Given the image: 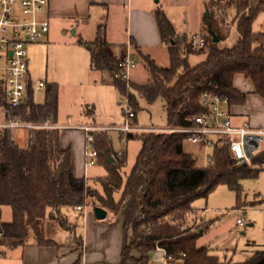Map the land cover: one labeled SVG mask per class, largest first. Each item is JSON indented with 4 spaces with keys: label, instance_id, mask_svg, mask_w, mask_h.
Here are the masks:
<instances>
[{
    "label": "trees",
    "instance_id": "trees-1",
    "mask_svg": "<svg viewBox=\"0 0 264 264\" xmlns=\"http://www.w3.org/2000/svg\"><path fill=\"white\" fill-rule=\"evenodd\" d=\"M208 15L203 17L206 47L189 48L186 34L176 31L166 12L155 10L162 42L170 56V66L161 67L149 55L140 53L134 39L133 49L141 55L149 72L146 84H126L114 80L119 92L128 97L135 111L139 102L135 93L148 102L161 99L167 116V127L180 128L194 124V117L203 111L204 92L229 97L232 105H244L247 93L234 85V77L249 78L254 92L264 97V32H256L254 23L264 13V0H210ZM236 30L233 46L222 47L230 36L229 25ZM93 42L80 38L79 43L95 46L91 67L95 71L114 69V61L106 50L107 42L101 35ZM218 37V41H215ZM205 54V59L192 64V54ZM111 75V74H110ZM59 87L47 83L42 103H36L34 88H30L27 104L11 107L8 119L20 115L35 124H58ZM93 117L94 108L89 110ZM126 139L139 138L142 148L125 183L121 175L126 155L116 153L107 130L94 132L98 162H103L108 174L103 183L105 197L75 177L70 149L60 146L61 129L38 128L30 131L26 146L13 141L10 129L0 131V227L5 237L18 240V245L69 246L80 252L74 264H83L84 239L68 217L65 206L88 204L95 197L101 205L114 213L124 211L121 260L117 264H151L150 253L162 248L168 257L184 264H264V248L257 249L245 261L221 260L206 246H199V238L209 229L210 221L193 229V202L207 198L220 185L238 193V208H242V181L255 178L264 170V147L251 163H239L232 155L229 144L212 148L208 164H191L192 155L185 151L187 135L183 133L124 132ZM113 157L114 161H110ZM124 183V184H123ZM121 190L118 201L113 197ZM96 205V204H95ZM11 210V222L1 221L2 209ZM55 220L67 232L66 241L48 235L47 221ZM138 254V256L135 255ZM1 254V253H0ZM107 264V263H106Z\"/></svg>",
    "mask_w": 264,
    "mask_h": 264
},
{
    "label": "rangeland",
    "instance_id": "rangeland-1",
    "mask_svg": "<svg viewBox=\"0 0 264 264\" xmlns=\"http://www.w3.org/2000/svg\"><path fill=\"white\" fill-rule=\"evenodd\" d=\"M200 5L194 6L190 11L176 13V27L180 30L200 33L204 31L203 17L206 13L205 2L209 0H199ZM224 1V0H221ZM189 13V14H188ZM126 16L122 10L117 12H99L97 9L92 17L70 26L66 24H51L48 40L29 43L26 45L27 57L29 60V71L32 80L35 82L42 79L47 83H56L59 87V107L58 123L64 124L70 118L74 123H89L103 126H122L126 121L127 102L126 96L122 95L113 84V79L108 71H95L91 67V57L93 45H83L79 39L83 38L87 42H92L100 34L105 40V31L109 44L108 49L113 56H117L121 45L125 43ZM230 36L222 41V47H229L236 37V30L232 23L229 25ZM256 32H264V13L258 16L254 23ZM196 33V34H197ZM150 56L161 67L170 66V56L167 47L162 43V47L151 49ZM137 67L131 73V82L136 84H146L149 80V72L146 63L141 55L136 53ZM205 59V54H192L190 62L199 63ZM236 83L248 93V102L251 113H259V118L264 121V97L251 92L252 81L238 75ZM128 89L129 86H127ZM139 108L136 110V118L130 119V124L138 127H167V116L164 104L161 99L148 102L143 96L135 93ZM45 97V89L35 94V101L42 102ZM263 102V103H262ZM262 103V104H261ZM94 108V115H89V110ZM134 110V109H133ZM75 131V132H74ZM73 134H68L74 143L81 142L80 130H74ZM62 132V131H61ZM81 132V131H80ZM28 130H14L16 143L24 147L29 140ZM112 140V147L116 153L126 155V165L121 170L124 183L131 173L137 157L142 148V141L139 138L127 140L126 133L112 129L107 130ZM147 133V132H146ZM186 152L192 155L191 164L203 167L208 164V156L212 149L201 144H192L186 141L184 144ZM195 156H197L195 158ZM107 167L103 162H96L95 165L87 169L86 183L97 191L100 196L105 197L106 189L103 183L107 176ZM123 183V184H124ZM121 190L115 191L113 197L116 201L120 199ZM242 205L257 208L258 211L248 214L242 213L238 209V193L220 185L213 190L207 198H199L193 202V206L202 212L204 208H210L206 214V220L210 221L209 229L199 238L200 244H205L211 254L221 260H232L242 262L247 260L252 252V244L264 245V170L255 178H247L242 181ZM96 204V205H95ZM95 206H103L95 198L90 197L87 204V214L93 212ZM104 207V206H103ZM3 210V218L8 220L9 210ZM62 212L68 220L76 226L80 234H84L86 219L74 206H65ZM121 213V215H120ZM199 216V215H198ZM241 218L243 224L237 220ZM123 214L121 209L109 215L99 222L109 225L106 231L114 235L123 227ZM200 223L204 225L207 221ZM195 224V220L193 221ZM252 224V225H250ZM48 235L58 241H66L67 232L61 230L55 220L47 221ZM0 249L4 248L1 245Z\"/></svg>",
    "mask_w": 264,
    "mask_h": 264
},
{
    "label": "built area",
    "instance_id": "built-area-1",
    "mask_svg": "<svg viewBox=\"0 0 264 264\" xmlns=\"http://www.w3.org/2000/svg\"><path fill=\"white\" fill-rule=\"evenodd\" d=\"M50 0H0V131L10 129L28 130L38 128H74L85 133V167L96 164L98 151L95 145L94 132L101 127L76 124H35L22 119L20 115L8 119L10 108L23 107L27 104L30 88L34 94L45 89L46 82L42 79L33 81L29 71V60L26 45L47 40L51 30L49 17ZM234 1V0H228ZM206 37L200 32L190 37L189 48L201 50L206 47ZM137 67V58L129 49L124 55L115 59L114 69L110 72L112 79L127 86L131 81V72ZM127 111L125 124L113 127L122 132H155V133H183L187 141L201 144L209 148L216 145L229 144L232 155L239 163H251L252 157L264 147V128H257L249 121L235 123L233 105L229 97L213 92H204L201 98L203 111L194 117V124L180 128L138 127L130 124L135 118L128 97H126ZM13 141L16 142L15 136ZM76 209L86 217L87 204L78 205ZM244 214L249 209H240ZM205 222L204 213L193 225V229ZM242 224L243 220L238 219ZM0 233L1 241L6 239Z\"/></svg>",
    "mask_w": 264,
    "mask_h": 264
},
{
    "label": "crops",
    "instance_id": "crops-1",
    "mask_svg": "<svg viewBox=\"0 0 264 264\" xmlns=\"http://www.w3.org/2000/svg\"><path fill=\"white\" fill-rule=\"evenodd\" d=\"M208 2H205V5ZM199 5H200L199 0H50L49 17L51 24L53 23L60 25L66 24L72 27L76 24L78 25L79 23L89 20L96 9L100 13L107 11L108 14L111 11L117 12L118 10L119 11L122 10L126 16L125 43L121 45L117 56H113L112 52L109 51L108 49V46L109 44H111V42L108 41L107 39L106 31L104 36L105 41L107 42V45L105 46V50L108 56L112 60H115L120 56L124 55L129 49H131V52L136 57L137 51L133 49V46L131 44L132 39L135 40L140 53L144 55L150 56L151 49L162 47L163 42L155 14V10L158 7L162 8L166 12L168 18L171 20L178 33L186 34L188 37L194 36L197 32L193 34L191 33V31L180 30L176 27V22H175L176 18L174 15L176 13H183L184 15H186L187 11H190L194 6H199ZM236 40H237V34L231 46L235 44ZM238 75L234 77V85L241 92L247 93L239 85H237L236 78ZM250 89L251 92L254 93L253 82H252V87ZM247 102H248V93H247V101L244 105H233V111L235 114V123L239 124L244 121H249L251 125H253L254 127L264 128V121H262L259 118V113L256 112L252 114L251 110L249 109L250 106L246 105ZM262 105L264 106V103ZM69 123L76 125L97 126V127H101L102 130H112L113 127H118L114 125L103 126V125L89 124V123H74L70 118L68 119V122L64 124H69ZM74 130H80V129H74V128L61 129L62 132L60 138V146L63 149H70L72 153V163H73L75 177L78 179H84L86 181V174L88 168L85 167V156H84L85 133L83 130H80L81 132L78 131V133L81 135V142L79 141L77 143H74L73 141L70 140V137H68V134H73L70 132H73ZM196 157L197 156H195V158ZM103 208L107 211V216H108L111 210L106 207ZM4 209L9 210L7 213L8 220H6V218L5 219L3 218ZM4 209H2L1 221L9 223L11 222V210L9 208H4ZM238 209L239 210L249 209L250 212L258 211L257 208L254 207L251 208L247 206H243L242 208H238ZM209 211L210 208L202 209V212L200 214H198V211H196L192 217L193 221L194 220L197 221L203 213L205 218L206 214ZM121 212L124 218L123 209H121ZM83 218L86 219V221H85L84 234H83L84 252H83L82 263L83 264L119 263L121 260L123 230H119V232L115 233L114 235L108 234V231H106L105 229H107L109 225H105L102 222H99L100 220L96 218L94 214V210L92 213L87 214L86 217L83 216ZM206 221L209 222L208 220ZM122 228L123 227H121V229ZM17 241L18 240H12L9 238H6L4 239V241H2L1 245H3L4 248L0 249V253H1L0 264H74L79 259L80 252L69 246H63L61 248H57L54 246H38L35 244H26V245H18L13 247L14 242ZM197 243L199 246H206L205 244H200L199 242ZM252 246H253V252L251 256L253 255L255 250L264 248V245L262 244L259 245L254 243L252 244ZM135 255L138 256L137 253H135ZM150 260H151V264H184L182 260L168 257L165 250L162 248H157L153 250L150 253Z\"/></svg>",
    "mask_w": 264,
    "mask_h": 264
},
{
    "label": "water",
    "instance_id": "water-1",
    "mask_svg": "<svg viewBox=\"0 0 264 264\" xmlns=\"http://www.w3.org/2000/svg\"><path fill=\"white\" fill-rule=\"evenodd\" d=\"M205 15L206 16L208 15L207 11H206ZM218 40H219L218 37H215V41H218ZM93 48H95V47H93ZM110 161L111 162L114 161L113 157H110ZM93 210H94V214H95L97 219L103 220V219H105L107 217V211L103 207L95 206ZM0 233H2V228L1 227H0Z\"/></svg>",
    "mask_w": 264,
    "mask_h": 264
}]
</instances>
